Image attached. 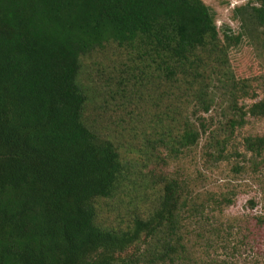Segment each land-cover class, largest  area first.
Returning a JSON list of instances; mask_svg holds the SVG:
<instances>
[{"label": "trees", "instance_id": "1", "mask_svg": "<svg viewBox=\"0 0 264 264\" xmlns=\"http://www.w3.org/2000/svg\"><path fill=\"white\" fill-rule=\"evenodd\" d=\"M242 12L241 32L220 37L202 0H0V264H228L219 250L231 199H203L176 179L162 177L146 209L104 221V207L126 195L130 163L86 117L82 75L88 60L122 53L117 89H140L156 109L166 105L152 118L179 123L154 122L151 151L160 144L172 156L207 134L218 160L219 130L264 118V74L237 79L228 58L244 38L264 46V0ZM212 110L226 123L209 132L200 114ZM243 146L264 160V133Z\"/></svg>", "mask_w": 264, "mask_h": 264}, {"label": "rangeland", "instance_id": "2", "mask_svg": "<svg viewBox=\"0 0 264 264\" xmlns=\"http://www.w3.org/2000/svg\"><path fill=\"white\" fill-rule=\"evenodd\" d=\"M202 2L210 9L220 37L224 33L238 35L241 32L246 13L236 15L235 9L244 7L247 0ZM247 28L251 29L249 25ZM228 58L237 79H253L264 74V46L254 40L242 39L230 49ZM87 63L82 82L90 91L92 101L86 109V117L94 121L101 133L121 145V152L130 163V172L124 182L126 195L121 193L104 207V221L121 223L133 214V209L137 212L146 209L154 198V192L161 187L162 177L173 178L187 184L192 194H198L203 199L209 194L219 199L222 196L231 199L232 203L224 206L221 218V244L226 247L219 250L222 260L228 264H264V160L246 152L243 146L245 137L264 133V118L247 117L245 125L236 128L232 134L219 130V143L222 139L227 141L223 144V156L218 160V149L221 147L216 142L209 144L207 134L197 146L172 156L160 144L153 152L151 146H155V137L151 134V127H157L154 122L158 121V128L177 129L179 126V123H170L171 118L166 116L162 122L152 118L153 114L165 113L166 105L156 109L140 89V93L129 89L122 93L117 89L112 72L124 69L122 53L109 49L104 56L90 59ZM150 88L149 94L158 95L154 83ZM262 97L263 93L259 92L256 99L244 100L243 104L249 107ZM200 117L213 123L209 132L226 123L219 110L200 114ZM173 119L178 120L179 116ZM144 151L149 153L147 158L143 155ZM151 152L158 157L150 156ZM209 251L212 253V250Z\"/></svg>", "mask_w": 264, "mask_h": 264}]
</instances>
